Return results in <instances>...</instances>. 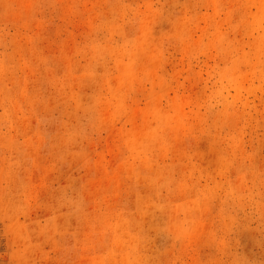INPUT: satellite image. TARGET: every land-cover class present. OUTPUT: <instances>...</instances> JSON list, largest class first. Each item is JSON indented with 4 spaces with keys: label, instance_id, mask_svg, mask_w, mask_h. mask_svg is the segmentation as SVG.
I'll list each match as a JSON object with an SVG mask.
<instances>
[{
    "label": "rangeland",
    "instance_id": "rangeland-1",
    "mask_svg": "<svg viewBox=\"0 0 264 264\" xmlns=\"http://www.w3.org/2000/svg\"><path fill=\"white\" fill-rule=\"evenodd\" d=\"M0 264H264V0H0Z\"/></svg>",
    "mask_w": 264,
    "mask_h": 264
}]
</instances>
